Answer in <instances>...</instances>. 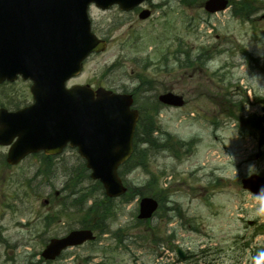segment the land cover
Listing matches in <instances>:
<instances>
[{"label":"rangeland","instance_id":"rangeland-1","mask_svg":"<svg viewBox=\"0 0 264 264\" xmlns=\"http://www.w3.org/2000/svg\"><path fill=\"white\" fill-rule=\"evenodd\" d=\"M205 1L153 0L142 5L151 10L146 20L138 10L91 8L92 30L108 47L68 86L134 94L137 107L151 105L154 138L190 144L120 169L129 192L111 201L94 189L75 148L11 167L0 147V264H264V199L241 185L252 174L264 177V0H231L217 14L204 10ZM30 86L1 84L0 108L32 103ZM169 91L185 105L160 104ZM76 183L83 211L65 210L75 204ZM148 196L160 209L141 224L139 202ZM95 203L100 210L88 213ZM102 217L108 230L95 227V242L41 259L51 238Z\"/></svg>","mask_w":264,"mask_h":264},{"label":"water","instance_id":"water-1","mask_svg":"<svg viewBox=\"0 0 264 264\" xmlns=\"http://www.w3.org/2000/svg\"><path fill=\"white\" fill-rule=\"evenodd\" d=\"M145 0H0V83L19 74L31 79L35 103L16 113L0 112V144L9 145L18 137L8 155L10 164L19 163L29 153L44 150L58 154L70 143L86 159L91 177L100 180L106 194L117 197L126 192L118 168L133 153L138 110L133 97L88 86L67 89L65 83L81 70L92 52L106 49L90 31L88 6L103 9L119 4L129 10ZM228 0H208L205 8L224 10ZM148 11L140 17L147 18ZM168 106L181 107L184 99L174 93L159 97ZM264 178L252 175L243 187L254 194ZM158 203L144 198L140 219H149ZM90 230L72 231L50 240L42 256L54 260L68 247L94 240ZM180 258H184L182 252Z\"/></svg>","mask_w":264,"mask_h":264},{"label":"trees","instance_id":"trees-1","mask_svg":"<svg viewBox=\"0 0 264 264\" xmlns=\"http://www.w3.org/2000/svg\"><path fill=\"white\" fill-rule=\"evenodd\" d=\"M155 105H157V103H155ZM140 106V111H141V118H140V122L138 125V129L136 132V136H135V152L134 155L132 156V158L124 165V168H127L129 166L132 167L135 164H137L139 162V159H142L141 165L142 167H145V163L146 160L148 158V153L151 152H159V151H172L175 150V152L177 153V149H182L184 146V143H182L181 141H176L174 144H171L172 139L171 137H167L165 139L163 138H154L153 133H154V122L152 117L149 120V111L151 109V105L148 106ZM158 112V110H157ZM143 147V148H141ZM148 155V156H147ZM96 187L101 188L100 184H96V186H94V189H96ZM77 188H79V183H76L74 186V189L72 191H70L71 193V197H74V203L72 204V207H74L76 210H82V205H83V201L80 202L79 197L77 196ZM79 191H82V189H80ZM84 195V194H83ZM83 195H81L80 197H82ZM83 199V198H82ZM87 199V198H86ZM95 208L94 211L97 212L98 210H100V207L98 206L97 203H95L94 205H92L90 207V209L87 211L88 213L92 212L93 209ZM99 225V221L97 223V225H90V226H86L85 227H90L95 229V227L98 228Z\"/></svg>","mask_w":264,"mask_h":264},{"label":"clouds","instance_id":"clouds-1","mask_svg":"<svg viewBox=\"0 0 264 264\" xmlns=\"http://www.w3.org/2000/svg\"><path fill=\"white\" fill-rule=\"evenodd\" d=\"M258 192H260V193H264V184H261V185L259 186Z\"/></svg>","mask_w":264,"mask_h":264},{"label":"flooded vegetation","instance_id":"flooded-vegetation-1","mask_svg":"<svg viewBox=\"0 0 264 264\" xmlns=\"http://www.w3.org/2000/svg\"><path fill=\"white\" fill-rule=\"evenodd\" d=\"M141 8L138 9V11H140Z\"/></svg>","mask_w":264,"mask_h":264}]
</instances>
